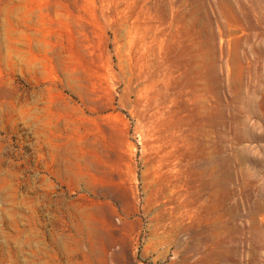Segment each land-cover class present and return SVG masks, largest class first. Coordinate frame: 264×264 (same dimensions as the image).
<instances>
[{
	"label": "rangeland",
	"instance_id": "rangeland-1",
	"mask_svg": "<svg viewBox=\"0 0 264 264\" xmlns=\"http://www.w3.org/2000/svg\"><path fill=\"white\" fill-rule=\"evenodd\" d=\"M0 264H264V0H0Z\"/></svg>",
	"mask_w": 264,
	"mask_h": 264
}]
</instances>
